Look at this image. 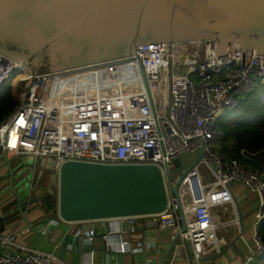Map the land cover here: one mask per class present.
Here are the masks:
<instances>
[{"label":"built area","instance_id":"built-area-1","mask_svg":"<svg viewBox=\"0 0 264 264\" xmlns=\"http://www.w3.org/2000/svg\"><path fill=\"white\" fill-rule=\"evenodd\" d=\"M91 70L101 73L98 85L102 91L119 84L115 93H124L123 104L114 99L111 104L119 108H108L96 118L71 119L59 105L50 104L53 98L59 104L64 92L59 89L55 95V77L68 73L34 74L0 52V85L14 81L17 99L13 111L0 122V154H31L35 159L54 160L55 172L66 161L155 165L163 176L167 204L158 213L105 219L65 221L57 215V223L69 224V232L76 229L91 244L95 235L81 223L112 222L113 227L102 232L101 239L106 252L118 254L143 251L144 242L133 246L126 237L139 225L143 229H166L173 236L175 250L185 253L187 245L188 264H207L205 257L219 253L227 243L219 232L227 235L232 228L246 250L244 264L262 256L264 152L242 149L239 157H230L220 150L219 121L240 98L264 85V54H256L253 48H239L236 43L228 44L225 53L216 56L214 42H158L139 44L130 56L98 63ZM200 149L202 156L186 176L178 196H174L170 188L177 174L171 175L169 170L166 176L165 166L169 169L171 162L184 154L195 158ZM190 176L198 177V188H192ZM234 183L255 197L248 236L230 191ZM218 194L224 198L217 197L214 202L207 198ZM188 195L191 199L185 201ZM224 204L233 208L229 220L226 217L230 212ZM213 207H222L221 217L211 213ZM181 222L184 230L180 232ZM11 238L0 240V264H54L57 260L54 250L8 251L4 247L12 243ZM167 264L180 263L171 260Z\"/></svg>","mask_w":264,"mask_h":264},{"label":"water","instance_id":"water-1","mask_svg":"<svg viewBox=\"0 0 264 264\" xmlns=\"http://www.w3.org/2000/svg\"><path fill=\"white\" fill-rule=\"evenodd\" d=\"M202 41L215 43L216 56L231 43L264 54V0H0V52L34 74L88 72L139 44ZM201 156L202 149L177 174L174 196ZM52 163L42 160L48 169ZM54 175L57 215L65 221L158 213L167 204L155 165L66 161Z\"/></svg>","mask_w":264,"mask_h":264},{"label":"crops","instance_id":"crops-1","mask_svg":"<svg viewBox=\"0 0 264 264\" xmlns=\"http://www.w3.org/2000/svg\"><path fill=\"white\" fill-rule=\"evenodd\" d=\"M184 155L185 166H188L193 157ZM22 156L21 154L7 156L0 154V240L12 237V243L4 247L6 250H54L57 258L54 264H167L171 260L175 263L188 264L186 257L189 249L187 250V245L184 249L187 256L182 250H175L172 245L173 236L166 229H143L139 225L135 232L127 233L126 237L133 246L144 242L145 248L141 252L126 254L104 250L101 233L112 228V222L88 221L81 223L85 229L90 228L95 235L91 244H88L85 237L75 231L76 229L69 232V224L57 223V208L55 213L47 211L43 207V195L46 193L52 197L57 195V181L54 171H50L48 186H39L38 179L34 176L37 161L34 158L29 191L23 195L19 193L18 188L23 185L25 180L22 173L23 166L16 163L13 165L12 161ZM45 169L50 170V168ZM200 172L203 173V170L200 169ZM52 182L56 185V192L50 188ZM188 182L192 188L199 187L197 176L190 177ZM202 183L205 184V182ZM230 191L236 200L239 222L242 223L244 233L248 236V226L256 208L255 197L248 195L239 183L231 184ZM217 197L224 198L222 194L209 195L207 198L210 202H214ZM225 200L229 201L230 198L225 197ZM221 208L213 207L211 213L215 217H221ZM227 208H231L230 215L226 213L228 215L226 220H229L233 218V208L232 206ZM225 210L227 209L225 208ZM54 220L56 223H53ZM221 234L222 232H219V236H223ZM226 242L219 253L206 256L204 262L207 264H244L246 250L238 237L234 234Z\"/></svg>","mask_w":264,"mask_h":264},{"label":"trees","instance_id":"trees-1","mask_svg":"<svg viewBox=\"0 0 264 264\" xmlns=\"http://www.w3.org/2000/svg\"><path fill=\"white\" fill-rule=\"evenodd\" d=\"M17 99L8 83L0 85V122L15 108ZM222 131L220 150L230 157H239L240 150L264 152V85H258L251 93L240 98L237 106L219 121ZM251 164H256L252 161ZM43 207L56 213L57 195L45 194ZM264 242V221L261 224ZM249 264H264V254Z\"/></svg>","mask_w":264,"mask_h":264},{"label":"bare ground","instance_id":"bare-ground-1","mask_svg":"<svg viewBox=\"0 0 264 264\" xmlns=\"http://www.w3.org/2000/svg\"><path fill=\"white\" fill-rule=\"evenodd\" d=\"M100 74L101 73H99V71L90 70L88 72H74L67 75L55 77V95L59 94L57 92L59 91V89L64 92L61 95L59 104L54 98L50 101V104L59 105L60 109H63V111H65V114H67V116H69L71 119L96 118L101 116L105 111L108 110V108H110L111 110H114L113 108H119L120 106L115 107L113 106V104H111L114 99H117L121 104H123V101H121V97H123L124 93H115V89L120 87L119 84L113 83L110 87L111 90L103 88L102 91L98 85V75ZM108 85H110L109 82L107 86ZM87 87L89 89H92L93 93H85L84 95L70 94L68 97L70 98L71 103H69V99L62 97L70 93L71 91L87 89ZM106 100H109V103H107L109 107L104 104ZM97 113H99L100 115H96Z\"/></svg>","mask_w":264,"mask_h":264},{"label":"rangeland","instance_id":"rangeland-1","mask_svg":"<svg viewBox=\"0 0 264 264\" xmlns=\"http://www.w3.org/2000/svg\"><path fill=\"white\" fill-rule=\"evenodd\" d=\"M22 64L25 65L28 69L33 70L32 66L30 64H27V63H22ZM47 73L56 74L57 72H44V73H39V74H47ZM6 83H8L9 87L12 90V93H15V89H14L15 82L14 81H10V82L8 81ZM87 89L71 91L70 93H68L62 97L69 99V101H70L69 103H71V100L68 97L70 94L84 95L85 93H87V94L93 93L92 89H89V88H87ZM98 114L99 113H97L96 115H98ZM184 157H185V155H181L178 158V160L180 161V164H181V166L179 168L175 167L173 164H171L169 166V170H170L171 175L178 174L180 171H182L184 169V167H186L185 166L186 161H185ZM42 160H43L42 157L37 158V161L35 164V175L34 176L36 177V179H38V185L41 187H45V186H48V184L50 182L49 181V175L54 168L55 161L53 160V163H52L50 170H46L42 164ZM12 163H13V165H15V163H16V164H19V166H23L22 173L24 175L25 180L23 182V185L20 188H18V190H19V193L21 195L27 194V192L29 191L30 179H31V174H32L31 172H32V167H33V163H34V156L31 154L23 155L21 158L13 159ZM39 173H40V176H38ZM50 188L56 192V185L54 182L51 183ZM46 194H48V193H46ZM184 199H185V201H189L191 199V196L188 195ZM184 205H186V204H184ZM223 207H225L227 209V211H231V208L230 209L227 208V207H231L229 204H224ZM221 235L224 236V239L229 240L234 235V232L231 228L230 230H228L227 235L224 232H222ZM247 264H249V263H247Z\"/></svg>","mask_w":264,"mask_h":264}]
</instances>
